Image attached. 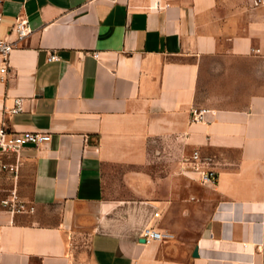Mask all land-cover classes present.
<instances>
[{
    "label": "crops",
    "instance_id": "1",
    "mask_svg": "<svg viewBox=\"0 0 264 264\" xmlns=\"http://www.w3.org/2000/svg\"><path fill=\"white\" fill-rule=\"evenodd\" d=\"M0 13L8 41L18 20L31 30L0 78V129L50 135L0 153L18 166L0 169V200L33 208L0 206V264H264V4L0 0ZM194 150L214 185L187 169ZM145 228L167 237L140 243Z\"/></svg>",
    "mask_w": 264,
    "mask_h": 264
},
{
    "label": "built area",
    "instance_id": "2",
    "mask_svg": "<svg viewBox=\"0 0 264 264\" xmlns=\"http://www.w3.org/2000/svg\"><path fill=\"white\" fill-rule=\"evenodd\" d=\"M2 24V14L0 13V27ZM12 31L16 35L15 41H8L7 39L0 36V78H4L10 70V55L15 49L17 42H22L30 33L31 30L28 26L26 20H18L12 27ZM56 59L55 55H50L49 60ZM21 100H16V108L14 112H18L20 108ZM205 110L201 109L198 111H193V120L201 121L203 120ZM50 140V135L40 132H14L7 131L6 128L2 127L0 129V153H18L22 148L26 146H39ZM187 163V169L196 173L198 175V182L201 184L214 185L217 182L218 174L210 167V159L207 157H202L198 150H194L190 157L185 159ZM1 170H6L14 175L17 174L18 166L17 164H0ZM0 206L12 213H23L30 212L33 210L32 207L28 208L24 201H21L18 196L11 192L9 196L0 200ZM157 216V214H155ZM167 236L166 234H161L152 228H145L143 230L142 238L145 242H150L154 240H163Z\"/></svg>",
    "mask_w": 264,
    "mask_h": 264
},
{
    "label": "rangeland",
    "instance_id": "3",
    "mask_svg": "<svg viewBox=\"0 0 264 264\" xmlns=\"http://www.w3.org/2000/svg\"><path fill=\"white\" fill-rule=\"evenodd\" d=\"M256 4H264V0H256ZM219 106H223V105H219ZM197 195H200V196H202V197H207V198H209V199H212L213 198V195L210 193H207V192H202V191H198V194ZM202 210H204V211H206L207 212V210H208V207L207 206H204V205H202ZM199 210H201V209H199ZM200 217H198V219H196L197 220V225H200V221H201V219H199ZM196 225V226H197ZM194 233H191L190 235H193ZM195 237L196 236H185V238L187 239V240H193V239H195Z\"/></svg>",
    "mask_w": 264,
    "mask_h": 264
},
{
    "label": "water",
    "instance_id": "4",
    "mask_svg": "<svg viewBox=\"0 0 264 264\" xmlns=\"http://www.w3.org/2000/svg\"><path fill=\"white\" fill-rule=\"evenodd\" d=\"M140 243H144L145 242V239L144 238H141L139 240ZM198 254H197V248L194 249V252H193V257H196Z\"/></svg>",
    "mask_w": 264,
    "mask_h": 264
}]
</instances>
